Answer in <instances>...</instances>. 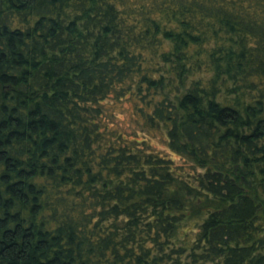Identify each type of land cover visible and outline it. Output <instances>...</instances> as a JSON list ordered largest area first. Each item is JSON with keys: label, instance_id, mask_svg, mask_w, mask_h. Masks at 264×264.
Returning a JSON list of instances; mask_svg holds the SVG:
<instances>
[{"label": "trees", "instance_id": "16d2710c", "mask_svg": "<svg viewBox=\"0 0 264 264\" xmlns=\"http://www.w3.org/2000/svg\"><path fill=\"white\" fill-rule=\"evenodd\" d=\"M0 264H264V0H0Z\"/></svg>", "mask_w": 264, "mask_h": 264}, {"label": "rangeland", "instance_id": "374dc122", "mask_svg": "<svg viewBox=\"0 0 264 264\" xmlns=\"http://www.w3.org/2000/svg\"><path fill=\"white\" fill-rule=\"evenodd\" d=\"M121 107H124V108L126 107L127 108V107H129V105H128L127 102H123L122 105H121ZM123 109L122 110L121 109L117 110L116 115H117L118 118H121L123 120H126V118L128 117V115H127L128 113L125 110H123ZM152 142H153V145L155 147H157L160 150H163V151L168 152L171 155V157H173L174 159L177 160V157L175 155L171 154L169 152V150L164 147V145L162 144V142L160 140H158V139L155 138V139H153ZM177 162H179V161H177Z\"/></svg>", "mask_w": 264, "mask_h": 264}]
</instances>
